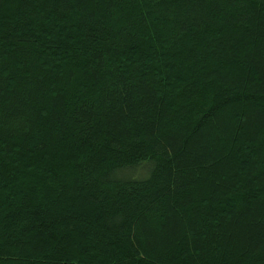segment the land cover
Segmentation results:
<instances>
[{
    "label": "trees",
    "instance_id": "obj_1",
    "mask_svg": "<svg viewBox=\"0 0 264 264\" xmlns=\"http://www.w3.org/2000/svg\"><path fill=\"white\" fill-rule=\"evenodd\" d=\"M0 264H264V0H0Z\"/></svg>",
    "mask_w": 264,
    "mask_h": 264
}]
</instances>
